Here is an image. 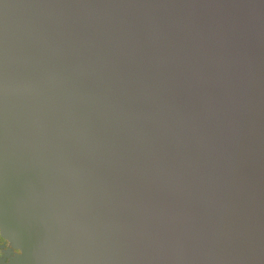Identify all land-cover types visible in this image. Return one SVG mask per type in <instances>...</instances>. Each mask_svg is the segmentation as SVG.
Listing matches in <instances>:
<instances>
[{
    "label": "water",
    "instance_id": "water-1",
    "mask_svg": "<svg viewBox=\"0 0 264 264\" xmlns=\"http://www.w3.org/2000/svg\"><path fill=\"white\" fill-rule=\"evenodd\" d=\"M0 233V264H264V0H0Z\"/></svg>",
    "mask_w": 264,
    "mask_h": 264
},
{
    "label": "flooded vegetation",
    "instance_id": "flooded-vegetation-1",
    "mask_svg": "<svg viewBox=\"0 0 264 264\" xmlns=\"http://www.w3.org/2000/svg\"><path fill=\"white\" fill-rule=\"evenodd\" d=\"M9 250H10V244L1 236L0 233V258H5ZM17 253L20 254V251L17 250L13 251L14 255ZM6 261H8V259H6Z\"/></svg>",
    "mask_w": 264,
    "mask_h": 264
}]
</instances>
